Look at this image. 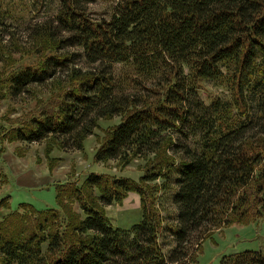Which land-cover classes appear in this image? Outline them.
<instances>
[{"label":"trees","instance_id":"1","mask_svg":"<svg viewBox=\"0 0 264 264\" xmlns=\"http://www.w3.org/2000/svg\"><path fill=\"white\" fill-rule=\"evenodd\" d=\"M56 1L53 18L32 28L50 52L8 74L7 96L53 77L74 57L59 53L69 46L100 68L74 71L56 105L13 126L11 139L31 144L52 137L60 148L80 150L97 119L118 116L95 161L149 157L162 149L180 161L167 158L139 180L91 173L85 193L56 185L64 220L55 209L20 203L23 212L0 218V264H191L186 245L194 233L244 224L254 206L264 214V0H117L100 20L86 12L93 0ZM117 65L124 69L119 81ZM146 80L160 86L151 97L125 93L132 84L146 91ZM208 83L226 88L231 100L213 95L208 105L198 102ZM174 133L184 140H174ZM191 136L193 145L185 142ZM170 177L177 224L169 228L175 246L164 254L162 220L147 206L140 183ZM93 188L97 196L89 193ZM128 192L140 195L141 218L128 229L114 227L103 208ZM68 196L81 214L70 217L63 204ZM2 207L9 208V198L0 200ZM216 264H264V254L245 249Z\"/></svg>","mask_w":264,"mask_h":264},{"label":"rangeland","instance_id":"2","mask_svg":"<svg viewBox=\"0 0 264 264\" xmlns=\"http://www.w3.org/2000/svg\"><path fill=\"white\" fill-rule=\"evenodd\" d=\"M116 2L117 0H93L86 5V12L94 20L107 19ZM56 9V0H0V32L4 36L1 46H4L5 54L0 63V124L3 125L0 127V200L9 198V208H0V218L8 217L15 210L23 212L18 206L25 202L38 209H55L64 220L62 209L56 203V185L64 186L65 191L71 186L82 188L85 178L91 173L111 177L127 176L139 180L147 168H157L167 158L173 157L176 164L180 161L178 155H170L163 152V149L149 157L95 161V149L107 130L119 122L118 116L97 119L93 133L84 139L80 150L67 146L60 148L52 137L31 144L11 139L13 126L42 108L56 105L63 91L72 83L74 71L84 73L100 68V65H90L80 48L69 46L59 53H73L74 57L64 66L56 67L53 77L42 84H30L18 96H7L5 79L8 74L20 64L39 63L50 52L44 39L34 38L32 28L53 18ZM113 69L119 81L124 69L121 65ZM158 87L157 82L146 80V91L141 87L135 88L132 84L125 93L133 95L146 92V97H151L152 91ZM213 95L231 100L226 88L208 83L201 89L198 102L208 105ZM254 131L255 129L248 132V135H254ZM260 136L264 138V132ZM173 139L179 141L184 140V137L182 133H174ZM194 140L191 136L185 142L193 145ZM140 184L143 186L147 206L162 220L163 229L158 234V243L162 252L168 254L175 246L174 236L169 228H174L177 224V209L172 201L176 191L174 180L171 177L165 180L157 178ZM85 192L82 188V193ZM89 193L97 196L98 190L93 188ZM63 204L65 210L71 212L70 217L82 213L78 202L69 196L64 199ZM141 205L140 195L128 192L121 201L106 205L103 209L114 227L128 229L140 220ZM186 247L189 249L188 261L191 264H216L221 256L245 249L261 250L264 254V214L254 206L248 211L244 224L234 223L213 228L202 237L196 232L190 237Z\"/></svg>","mask_w":264,"mask_h":264}]
</instances>
